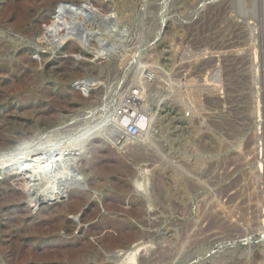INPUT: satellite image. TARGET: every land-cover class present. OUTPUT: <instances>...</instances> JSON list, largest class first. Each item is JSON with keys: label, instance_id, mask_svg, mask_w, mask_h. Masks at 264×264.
Returning a JSON list of instances; mask_svg holds the SVG:
<instances>
[{"label": "rangeland", "instance_id": "obj_1", "mask_svg": "<svg viewBox=\"0 0 264 264\" xmlns=\"http://www.w3.org/2000/svg\"><path fill=\"white\" fill-rule=\"evenodd\" d=\"M55 1L0 0V164L69 147L0 170V264H264V0Z\"/></svg>", "mask_w": 264, "mask_h": 264}, {"label": "bare ground", "instance_id": "obj_2", "mask_svg": "<svg viewBox=\"0 0 264 264\" xmlns=\"http://www.w3.org/2000/svg\"><path fill=\"white\" fill-rule=\"evenodd\" d=\"M35 3H36V1H35ZM35 3L33 1L30 4H23L22 7H20V10L18 12L19 14H18V16L16 18V23H15L17 27H22L24 23L31 22V17L33 15L32 12L34 11L33 9H34V6L36 5ZM67 3H70V2L69 1H66V0H57V1L53 2L52 4H50L49 10L51 11V14H50L51 17L47 20L46 24L44 26H42L43 28L42 27H39L38 28V31H37V34L38 35L51 36V34H53V37L51 36V38H54L55 39V37H58L59 38V39L57 38L58 40H62L63 41L65 39H67V37L71 33L70 31L75 28V26H74L75 23H77V24L78 23H81V25L82 24L85 25L88 29H94V24L91 23V22H89L88 20H86L85 14L83 13V9H81L82 8L81 6H80L81 7L80 8V11L79 10L76 11L77 13H75V11L72 12V9L73 8H71V12H72L71 13L70 10H68V8H66V6H67L66 4ZM95 29H96V27H95ZM75 30H77V27H76ZM48 33H51V34L48 35ZM78 38L80 39V37H78ZM48 40H49V38H48ZM97 43H98V41H97ZM99 44H97V47H100V46H98ZM102 47H103V44H102ZM99 50H100V48L98 49V51ZM144 116L145 115H143V116L141 115L139 117L138 121H137L139 127H141V128L142 127L144 128L147 125V123H146V117H144ZM126 120H124L123 123ZM86 140H87V138H83L80 141V142H82L81 145L84 144ZM68 148H69L68 146H67V148L66 147L65 148H60L59 150H57L58 151L57 155H55L54 158L53 157H50V159L47 157L48 159L45 158V160H42V159H40V158L37 157V159H34L33 160V157H32L31 159L30 158H28V159H16L15 161L9 162V163H5L4 162V164L3 163H1L2 165L0 164V170H5V171H9L10 170L11 172L14 171L15 173H21V175H24L26 177L25 179H27L29 182H31V181L35 182V184L39 186L37 188L41 190L39 192H42V193L44 192V194H45L46 191L48 192L49 188L50 189L51 188L53 189L52 186L55 184L54 181L58 183V181H57L58 178L61 179V176H63L64 174H65L64 176H66V173H64L66 168L65 169L64 168H61V169H58L57 170L56 169L57 168L56 167V162L60 160V158L63 155V152L66 151ZM81 152H82V148L80 146V147L77 148V153H73V158H74V156L75 157L76 156H80L83 153V152L82 153ZM66 153H68V152L66 151ZM244 155H246V154H244ZM57 156H60V157H57ZM73 161H74V159H73ZM60 164H61V162H60ZM58 167L60 168L61 166H58ZM62 167H64V166H62ZM56 171H59V172H57L58 173L57 176L54 174L56 176V178L54 177V175H53L54 178L52 176H51L52 178L51 177L50 178L48 177L50 173L53 174V172H56ZM27 180H26V182H27ZM132 181L134 183H136L137 185H139V183H138L139 180L137 181L136 175H133L132 176ZM27 184H28V182L26 183V185ZM62 184H64V186L67 184V186H68L67 179H65ZM62 184H61V186H62ZM28 186H29V184H28ZM50 191H52V190H50ZM41 194H40V196H41ZM133 258H134L133 254L130 253L127 256L126 259L128 261H132Z\"/></svg>", "mask_w": 264, "mask_h": 264}, {"label": "built area", "instance_id": "obj_3", "mask_svg": "<svg viewBox=\"0 0 264 264\" xmlns=\"http://www.w3.org/2000/svg\"><path fill=\"white\" fill-rule=\"evenodd\" d=\"M130 130H131L132 132H135V131H136V129H135L134 127H131Z\"/></svg>", "mask_w": 264, "mask_h": 264}, {"label": "water", "instance_id": "obj_4", "mask_svg": "<svg viewBox=\"0 0 264 264\" xmlns=\"http://www.w3.org/2000/svg\"><path fill=\"white\" fill-rule=\"evenodd\" d=\"M75 185H78V184H75ZM69 186H71V187H72V186H74V185H73V184H70Z\"/></svg>", "mask_w": 264, "mask_h": 264}]
</instances>
